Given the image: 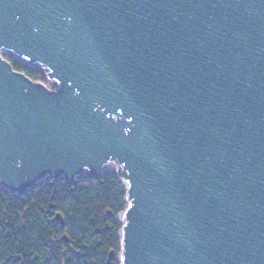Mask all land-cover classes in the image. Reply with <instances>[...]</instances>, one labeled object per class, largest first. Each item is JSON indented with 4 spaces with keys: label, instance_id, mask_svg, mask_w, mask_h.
Instances as JSON below:
<instances>
[{
    "label": "water",
    "instance_id": "obj_1",
    "mask_svg": "<svg viewBox=\"0 0 264 264\" xmlns=\"http://www.w3.org/2000/svg\"><path fill=\"white\" fill-rule=\"evenodd\" d=\"M107 165L119 264H264V0H0V186Z\"/></svg>",
    "mask_w": 264,
    "mask_h": 264
},
{
    "label": "trees",
    "instance_id": "obj_2",
    "mask_svg": "<svg viewBox=\"0 0 264 264\" xmlns=\"http://www.w3.org/2000/svg\"><path fill=\"white\" fill-rule=\"evenodd\" d=\"M4 57L29 78L46 80L40 68ZM100 174L75 183L42 179L22 194L0 186V264H107L111 251L109 264H119L125 185L114 169Z\"/></svg>",
    "mask_w": 264,
    "mask_h": 264
},
{
    "label": "rangeland",
    "instance_id": "obj_3",
    "mask_svg": "<svg viewBox=\"0 0 264 264\" xmlns=\"http://www.w3.org/2000/svg\"><path fill=\"white\" fill-rule=\"evenodd\" d=\"M1 54L3 55V57L6 55V54H10V53H8V52H6V51H2L1 52ZM12 55V54H11ZM13 56V55H12ZM14 57V56H13ZM5 58V57H4ZM14 58H16V57H14ZM16 59H18V58H16ZM29 67H31V66H29ZM33 68H40L39 66H35V67H33ZM39 82H41V83H43V84H45V85H47V80H44V81H41V80H39ZM107 168H110V169H114L115 170V166H113V165H107V167L105 168V169H107Z\"/></svg>",
    "mask_w": 264,
    "mask_h": 264
},
{
    "label": "bare ground",
    "instance_id": "obj_4",
    "mask_svg": "<svg viewBox=\"0 0 264 264\" xmlns=\"http://www.w3.org/2000/svg\"><path fill=\"white\" fill-rule=\"evenodd\" d=\"M117 217H118L119 221H123L122 213H120ZM118 257H120V256H118Z\"/></svg>",
    "mask_w": 264,
    "mask_h": 264
}]
</instances>
